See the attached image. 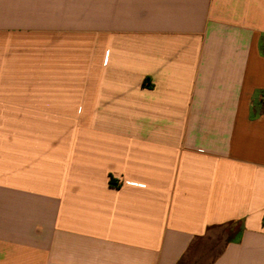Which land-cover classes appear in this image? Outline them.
<instances>
[{"label": "crops", "instance_id": "0c3cea01", "mask_svg": "<svg viewBox=\"0 0 264 264\" xmlns=\"http://www.w3.org/2000/svg\"><path fill=\"white\" fill-rule=\"evenodd\" d=\"M233 224L208 264H264V0H0V264H189Z\"/></svg>", "mask_w": 264, "mask_h": 264}, {"label": "rangeland", "instance_id": "374dc122", "mask_svg": "<svg viewBox=\"0 0 264 264\" xmlns=\"http://www.w3.org/2000/svg\"><path fill=\"white\" fill-rule=\"evenodd\" d=\"M6 60V70L9 79H15V81L8 82V87L19 88V84H22L19 82L20 75L34 72L31 51L28 50L27 57H22L21 51L19 54V34H11L8 36ZM37 71L38 66H36V72ZM236 228L237 225L233 224L211 231L210 235L212 240L210 242L205 241L204 244L201 242V244H195L191 247V250L187 253V259L190 261L189 264H208L214 254L218 253L223 246L229 233ZM203 245L205 247H203Z\"/></svg>", "mask_w": 264, "mask_h": 264}, {"label": "trees", "instance_id": "16d2710c", "mask_svg": "<svg viewBox=\"0 0 264 264\" xmlns=\"http://www.w3.org/2000/svg\"><path fill=\"white\" fill-rule=\"evenodd\" d=\"M233 237H234V235H233L232 237L228 238V239H227V242H228V241H231V240L233 239Z\"/></svg>", "mask_w": 264, "mask_h": 264}]
</instances>
